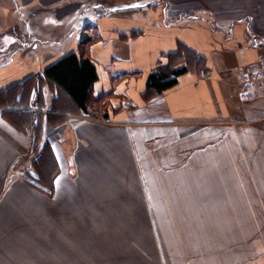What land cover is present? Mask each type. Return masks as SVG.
I'll use <instances>...</instances> for the list:
<instances>
[{
    "label": "crops",
    "instance_id": "0c3cea01",
    "mask_svg": "<svg viewBox=\"0 0 264 264\" xmlns=\"http://www.w3.org/2000/svg\"><path fill=\"white\" fill-rule=\"evenodd\" d=\"M179 43L206 69L144 99ZM69 53L97 80L87 115L67 100L43 124L51 190L26 181L31 132L0 111V264H264V97L236 96L264 0H0V93Z\"/></svg>",
    "mask_w": 264,
    "mask_h": 264
},
{
    "label": "trees",
    "instance_id": "16d2710c",
    "mask_svg": "<svg viewBox=\"0 0 264 264\" xmlns=\"http://www.w3.org/2000/svg\"><path fill=\"white\" fill-rule=\"evenodd\" d=\"M168 62L158 65L148 75L144 99L173 87L177 78L189 70L204 71L201 56L182 44L176 52L166 55ZM97 80L94 64L87 58L69 53L47 66L36 77L28 78L0 93L1 114L22 131L30 130L32 147L37 155L24 170L26 181L38 188L51 190L57 169L50 145L42 140L43 124H54L62 111L70 107L67 100L84 115L92 104V87ZM52 93L46 105L43 86ZM55 88V90H54ZM35 99L32 102V95Z\"/></svg>",
    "mask_w": 264,
    "mask_h": 264
},
{
    "label": "built area",
    "instance_id": "2783aa9c",
    "mask_svg": "<svg viewBox=\"0 0 264 264\" xmlns=\"http://www.w3.org/2000/svg\"><path fill=\"white\" fill-rule=\"evenodd\" d=\"M88 36L87 30H81L75 37L82 42ZM237 73L239 80L236 96L239 101L248 102L264 97V55L257 61L240 68Z\"/></svg>",
    "mask_w": 264,
    "mask_h": 264
},
{
    "label": "rangeland",
    "instance_id": "374dc122",
    "mask_svg": "<svg viewBox=\"0 0 264 264\" xmlns=\"http://www.w3.org/2000/svg\"><path fill=\"white\" fill-rule=\"evenodd\" d=\"M98 4H101L102 2H97ZM78 15H80L78 18H77V24H76V26H75V31H76V33L78 32V31H81V30H86L87 29V25H85L86 24V22L84 21V19L85 18H83V16H82V13L81 14H78ZM17 31V30H16ZM74 31V32H75ZM14 47H16V45L15 46H13V49H15ZM101 106L102 105H100V104H98V105H94L93 107H92V110L94 111V112H100L101 110ZM44 142L46 141V140H43ZM47 142V141H46ZM37 155V153H36V149H33V154H32V159L33 158H35V156ZM32 161V160H31Z\"/></svg>",
    "mask_w": 264,
    "mask_h": 264
},
{
    "label": "water",
    "instance_id": "95a60500",
    "mask_svg": "<svg viewBox=\"0 0 264 264\" xmlns=\"http://www.w3.org/2000/svg\"><path fill=\"white\" fill-rule=\"evenodd\" d=\"M85 42H87V39H84L81 43H85Z\"/></svg>",
    "mask_w": 264,
    "mask_h": 264
}]
</instances>
